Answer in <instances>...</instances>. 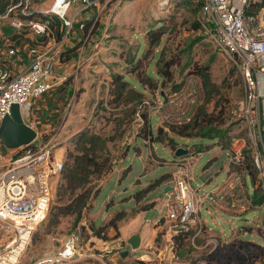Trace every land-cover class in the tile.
I'll use <instances>...</instances> for the list:
<instances>
[{
    "label": "rangeland",
    "instance_id": "rangeland-1",
    "mask_svg": "<svg viewBox=\"0 0 264 264\" xmlns=\"http://www.w3.org/2000/svg\"><path fill=\"white\" fill-rule=\"evenodd\" d=\"M201 8L200 0L123 2L112 19V25L110 24V35L100 49L104 54H99V63L96 60L94 63L91 61L92 69L88 74L90 83L87 84L91 92L86 96L82 92L78 96L80 91L77 90L75 96H71L74 100L70 106L67 104L71 99L68 100L69 94L71 95L68 91L62 97L53 95L50 100L40 101L39 108L34 107L40 133L44 139L52 137L53 151L64 162L67 149H74L72 137L76 132H72L76 129L79 131L90 127L102 134L115 136V139L109 141L111 170L93 176L86 187L74 191L67 189L63 173L61 174L48 215L34 231L19 264H31L45 252L60 247L66 236L75 229H81L85 239H92L97 252L105 245V241L111 244L117 239L128 240L132 234L141 232V245L138 248H132L130 243L125 245L124 250L127 249L128 253L126 256L121 253L117 259L118 264H176L170 261L172 253L166 249V244L171 240L175 243L174 251L179 264H264V204L255 206L254 191L251 190L252 180L246 175L243 178L246 180L251 204L244 213L224 204L207 206L202 209L204 229L199 233L192 230L187 238L177 236L170 239L166 233L161 235L159 231L164 226L157 225L155 230L152 227L149 230L148 224L140 221L136 224L141 216L144 220L152 218V224L154 221L159 224L165 213V187L170 184L180 163L192 165L194 185L201 183V190H212L226 180L227 172L219 170L224 159H217L209 167H206V163L212 154L225 155L219 146L214 152L195 151L193 154L194 152L189 151L183 155L186 158H177L173 146L167 143L168 140L153 142L139 135L143 125L140 114H136L132 121L119 128L116 121L118 114L113 113L119 108L108 103L110 96L105 88L110 85L103 82L109 78L111 72H133L132 69L138 67L155 75L158 68L157 58L162 56L160 65L163 67L165 61L170 60L172 80L167 86L159 85L157 90L146 89L148 101L140 109L148 112L153 131H157L160 126L165 130L167 127L168 135L173 136L179 146L192 149L199 147V150L202 148L200 142L214 143L218 138L184 137L176 134L172 124L160 120L159 113L156 112V101L160 99L162 90L170 93L172 84L184 83L190 74L195 73L193 70H196L197 65H208L212 79L219 88L213 100L206 103V109L211 114L209 119L212 118L214 124L222 128L224 141L229 144L233 137H249L248 123L240 107L241 100L245 97L242 79L235 65L215 43L211 31L208 30L212 26L202 16ZM160 24L165 26L166 33L159 46L154 48L155 57L149 63L147 55L152 53L147 52L148 30ZM2 29L0 28V38L5 35ZM131 76L133 74L128 76V80L142 89L141 83ZM162 80L163 77L159 82ZM100 81L105 91L101 90L100 95H97L94 83ZM83 87L86 90V86ZM50 101L56 102V106L44 110L43 104ZM71 109H75L76 115L67 129H61L68 115L67 110ZM35 141L39 139L36 138ZM250 150L252 146L246 149ZM251 159L253 161V157ZM158 179H162V182L155 189L152 188L142 198L139 197L141 189L152 186ZM258 179L264 189V180L261 181L259 176ZM89 193L91 196L78 218V205ZM113 219L115 223L110 222ZM0 231V237L3 236L5 242L7 235L3 229L0 228Z\"/></svg>",
    "mask_w": 264,
    "mask_h": 264
},
{
    "label": "built area",
    "instance_id": "built-area-1",
    "mask_svg": "<svg viewBox=\"0 0 264 264\" xmlns=\"http://www.w3.org/2000/svg\"><path fill=\"white\" fill-rule=\"evenodd\" d=\"M44 1H12L0 13V28L2 24L12 27V32L5 34L0 43V124L11 113L12 105L18 103L24 122L37 130L39 139L8 147L0 138V228L7 235L0 249V264L20 263L34 231L48 215L64 169V160L53 151L52 137L44 139L38 129L34 104L68 78L55 72L63 60L67 42L77 46L73 62L77 71L88 60L87 52L93 53L103 45L114 15L127 0ZM201 1L202 16L212 26L208 30L242 79L245 97L240 107L248 123L249 139L233 137L227 149L230 166L227 178L212 190H201L203 184L192 183L195 175L191 164H179L165 191V213L161 216L164 233L170 239L185 231L201 232L202 209L207 206L224 204L239 212L250 206L251 197L239 167L244 165L249 143L257 139L261 124L264 126V4H258L262 0ZM19 36L25 39L20 40ZM204 93L201 78L192 73L178 91L156 101V112L161 121L175 125L189 123ZM252 157L262 173L264 154L257 149ZM104 244L97 252L92 239H85L81 229H75L60 247L45 252L31 264H81L85 258L115 264L105 256L119 258L129 241L117 239ZM166 249L172 253L170 261L179 264L173 240L166 244Z\"/></svg>",
    "mask_w": 264,
    "mask_h": 264
},
{
    "label": "trees",
    "instance_id": "trees-1",
    "mask_svg": "<svg viewBox=\"0 0 264 264\" xmlns=\"http://www.w3.org/2000/svg\"><path fill=\"white\" fill-rule=\"evenodd\" d=\"M12 1L18 0H0V13H4L7 9V6ZM202 4V1L200 0ZM259 5L264 4V0L258 3ZM2 28L5 32L9 33L12 30V27L8 24H2ZM166 33V28L163 24L153 26L148 30V53H152L148 57V62L155 57L154 48L159 46L162 41L163 35ZM0 43L2 39L0 38ZM162 56L157 58L156 64L158 63V68L156 69V74L151 75L144 69H132L131 74L134 75L136 80L141 83L142 89L137 88L132 84L131 81L125 78L124 73L113 72L111 75L110 87H109V96L108 103L110 105L116 106L119 109L118 111H113L117 113L116 117L117 124L119 128L128 124L135 118L136 114H140L143 119V125L140 128L139 135L143 136L147 140L154 141H166L168 144L173 146L174 151L179 146L177 141L173 136L168 135V128L166 130L163 126L158 127L157 131H153L152 124L150 123L148 112L141 111L140 107L143 103H146L148 99L146 98V89H155L159 85L163 84L167 86V83L170 82L173 78V72L171 71V61L166 60L165 66H161ZM138 64V63H137ZM202 80L204 86V99L202 103L198 105L196 115L194 119L183 125L172 124V129L176 134L184 137H217L219 143L224 147H229V142L224 141L223 130L214 124L212 118L209 119L211 115L206 109V103H209L213 100L215 94L219 91L218 84L212 79L211 73L209 71L208 65H197L196 70H193ZM160 77V79H159ZM164 78L161 82V78ZM183 83H174L171 86L170 93L166 90H162L161 97H166L178 91L182 87ZM201 118V119H200ZM175 125V126H174ZM115 139V136H108L93 130L90 127H85L75 133L72 137V143L74 144V149L68 148L66 152V160L64 162L63 169V178L65 179L67 189L74 191L77 188L86 187L91 181L93 176L100 175L108 172L112 168V158L109 150V141ZM202 145V144H201ZM202 148L190 147L189 150L195 154V151H202L208 146L202 145ZM252 155L249 151H246V157L244 165L240 166L239 169L243 172H248L250 174L252 183L255 185L254 188V200L255 204H261L264 202V189H262V183L258 179V169L255 167L252 161ZM162 179L156 180L152 186L148 188L141 189L138 193L139 197L144 196L152 188H155ZM246 183V180L244 179ZM91 193H89L85 200L78 205L77 215L78 218L81 217V211L85 206L86 201L90 198ZM73 212V210L71 211ZM115 223L113 219L110 221ZM164 223V219H161V224ZM165 230L162 229L159 233L164 234ZM192 233V230L185 231L179 236L189 237ZM177 237V236H176Z\"/></svg>",
    "mask_w": 264,
    "mask_h": 264
},
{
    "label": "crops",
    "instance_id": "crops-1",
    "mask_svg": "<svg viewBox=\"0 0 264 264\" xmlns=\"http://www.w3.org/2000/svg\"><path fill=\"white\" fill-rule=\"evenodd\" d=\"M45 3H47V0H45L44 1ZM113 29H115V27L113 26ZM112 29H110L109 31H111ZM4 33L3 34H7V32H5L4 30H2ZM110 34L108 33V36H109ZM2 39V38H1ZM19 39L20 40H24L25 38H23L22 36H19ZM19 39H17L18 41H20ZM1 41V40H0ZM104 43H105V41H104ZM102 47V46H101ZM101 47L98 49V50H95L93 53H91L90 51H88L87 53H88V55H89V58H88V60L86 61V63L81 67V69H79V70H77V71H75V69H74V64H73V62H74V58H75V55H76V52H77V46L76 45H73V42L71 41V42H67V44H66V46H65V51H64V55H63V60L61 61V62H59L58 64H57V66H56V69H55V72H56V74H58V75H60V76H62V75H67L68 76V78L65 80V81H63L62 83L60 82V83H58L52 90H50L49 92H47L46 94H44V96H42L41 98H39L36 102H35V104H34V107L36 108V107H38L39 108V102L41 101V102H43L44 100H50V98L53 96V95H58V98L61 96H63V94H65L66 92H68V91H70V93H71V95L69 94V97H68V100L71 98V96L73 95V97L75 96V94L77 93V90H79L80 92L79 93H77L78 94V96H80V94L83 92V96H86V95H88L89 94V92H91L90 91V89H89V86L87 85V84H89L90 83V80L88 79L89 78V76H88V74H90L91 73V69H92V67H91V61H92V63H94L95 62V60H96V62H97V59H98V57H100V55L101 54H104L103 53V51H100V49H101ZM100 51V52H99ZM101 53V54H100ZM91 54V55H90ZM100 54V55H99ZM16 59V58H15ZM97 63H99V62H97ZM96 65H98V64H96ZM93 68H96V67H93ZM97 70V69H96ZM113 72H118V71H113ZM113 72H111V74L109 75V78L108 79H106V80H104L103 82L104 83H106V84H109L110 85V81H111V75H112V73ZM98 73H99V71H98ZM97 73V74H98ZM122 73H124V72H122ZM124 75H125V78L126 79H128V76H130L131 75V72H126V73H124ZM88 76V77H87ZM132 78H134V79H136L135 77H134V75L133 76H131ZM88 79V80H87ZM94 81H95V79H94ZM82 83V84H81ZM92 83H93V81H92ZM95 84V86H96V89H95V92H96V94L97 95H100V93H101V90H104L105 91V89H107V94L109 95V87H107V88H105L104 89V87H103V85H102V81H100V82H96V83H94ZM94 84H93V86H94ZM82 85V86H81ZM83 85H85L86 87V90L84 89V87H83ZM77 87H80V89H78ZM99 99V98H98ZM62 100V99H61ZM73 100H74V98H73ZM72 100V98L70 99V101L69 102H67V104H68V106H70L71 105V102L73 101ZM48 103V102H47ZM47 103H45V104H43V109L45 110V108H50V107H54V106H56V102H53V101H50L48 104ZM97 103V102H96ZM68 112V115H67V117L65 118V120H64V122H63V124H62V126H61V129L63 128H65V129H67L68 127H69V124L71 123V121L73 120V116L74 115H76L75 113H76V111H75V109H71V110H67ZM36 117V116H35ZM78 123V122H77ZM262 123L264 124V119L262 120ZM77 125H79V123L77 124ZM263 127V128H262ZM38 129H39V125H38ZM83 129V128H82ZM40 130V129H39ZM80 131V130H79ZM74 132H78L77 131V129L75 130V131H73L72 133H74ZM258 134H257V139L253 142V143H251V145H250V143H249V146H252V150H250L249 152L251 153L250 155H253V153H254V151L255 150H257V149H259V150H261V152L264 154V126H262V124H261V127H259V130H258V132H257ZM202 138V137H201ZM255 142H257V143H255ZM200 144H202V145H205V146H208V148H206V149H204V150H202L203 152L204 151H212V152H214V150H216L219 146L220 147H222V153L225 155V157L223 156V155H218V154H212L211 155V158L207 161V163H206V167H209L210 165H212V164H215L216 163V161H217V159H224V161H223V163H221V166H220V171H222V170H225L226 172H227V174H228V171H229V169H230V166H229V159H228V154H227V148H224L220 143H219V140H217L216 142H214V143H209V144H206L205 142H200ZM255 144H258L257 146H255ZM189 147V146H188ZM257 148V149H256ZM219 156V157H218ZM177 157H179V158H181V156H177ZM184 158H186V156H183ZM194 162H195V160H194ZM194 162L192 163V164H194ZM244 175H246V177L249 179V178H251L250 177V174H248V172H245L244 173ZM262 175H264V171L261 173V172H259V174H258V176L261 178L262 177ZM162 182V181H161ZM252 186H251V190L252 191H254V188H255V185L252 183L251 184ZM157 187V186H156ZM155 187V188H156ZM168 187V185H166V187H165V190H166V188ZM154 188V189H155ZM143 197V196H142ZM141 197V198H142ZM161 203H162V199H161ZM261 204H264V202H262ZM257 205H259V204H255V206H257ZM155 207V206H154ZM162 207V206H161ZM213 209H215V208H213ZM147 210V209H146ZM145 210V211H146ZM215 210H217V209H215ZM239 213H244V211L243 212H239ZM143 222V223H145V224H148V229L149 228H151L152 227V230H155L158 226L157 225H160L161 227L163 226V224H161V220H160V222H159V224H157L156 223V221H154L155 223H151V222H153V219L152 218H149V219H147V220H144V218H142V216H141V218L139 219V220H137L136 221V224H137V222ZM147 221H149V222H147ZM132 224H134V222L132 223ZM156 224V225H155ZM152 225V226H151ZM258 226H259V224H257ZM212 229H214L213 227H211ZM150 230V229H149ZM1 232V231H0ZM140 234H142L141 232H140ZM141 237H143L142 235H141ZM141 240H142V238H141ZM2 243H4V237L2 236V237H0V247H1V245H2ZM108 259L112 262V263H115V264H118V262H117V259L118 258H112L111 257V259L108 257ZM81 264H101V260H99V259H95V258H85V259H83L82 261H81Z\"/></svg>",
    "mask_w": 264,
    "mask_h": 264
},
{
    "label": "water",
    "instance_id": "water-1",
    "mask_svg": "<svg viewBox=\"0 0 264 264\" xmlns=\"http://www.w3.org/2000/svg\"><path fill=\"white\" fill-rule=\"evenodd\" d=\"M37 137V130L24 122L18 103H14L11 113L5 115L0 124V138L8 147H18L29 143ZM189 148L178 146L175 150L176 156H183L189 153ZM132 248H138L141 245V235L132 234L129 239ZM128 250L122 251V256H126Z\"/></svg>",
    "mask_w": 264,
    "mask_h": 264
}]
</instances>
